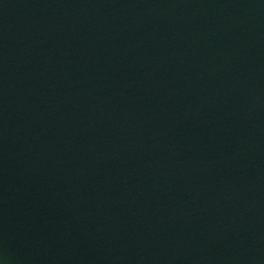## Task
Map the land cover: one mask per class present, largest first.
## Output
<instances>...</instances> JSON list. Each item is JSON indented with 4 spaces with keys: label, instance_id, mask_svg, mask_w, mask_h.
Here are the masks:
<instances>
[{
    "label": "water",
    "instance_id": "water-1",
    "mask_svg": "<svg viewBox=\"0 0 264 264\" xmlns=\"http://www.w3.org/2000/svg\"><path fill=\"white\" fill-rule=\"evenodd\" d=\"M0 264H264V0H0Z\"/></svg>",
    "mask_w": 264,
    "mask_h": 264
}]
</instances>
